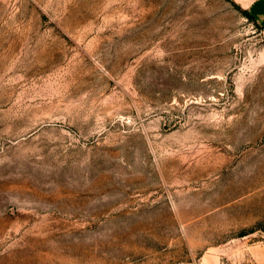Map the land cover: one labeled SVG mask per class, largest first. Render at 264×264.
Returning <instances> with one entry per match:
<instances>
[{
	"label": "rangeland",
	"instance_id": "rangeland-1",
	"mask_svg": "<svg viewBox=\"0 0 264 264\" xmlns=\"http://www.w3.org/2000/svg\"><path fill=\"white\" fill-rule=\"evenodd\" d=\"M234 4L0 0V264H264V36Z\"/></svg>",
	"mask_w": 264,
	"mask_h": 264
},
{
	"label": "crops",
	"instance_id": "crops-1",
	"mask_svg": "<svg viewBox=\"0 0 264 264\" xmlns=\"http://www.w3.org/2000/svg\"><path fill=\"white\" fill-rule=\"evenodd\" d=\"M241 9L246 10L253 22L261 28L264 36V0H234Z\"/></svg>",
	"mask_w": 264,
	"mask_h": 264
},
{
	"label": "trees",
	"instance_id": "trees-1",
	"mask_svg": "<svg viewBox=\"0 0 264 264\" xmlns=\"http://www.w3.org/2000/svg\"><path fill=\"white\" fill-rule=\"evenodd\" d=\"M235 5V4H234ZM237 8H239L240 9V7L239 6H237V5H235ZM241 10V9H240ZM243 13L244 14H246L247 16H249V17H251L252 18V16L251 15H249L246 11H243ZM245 234L244 233H242L240 236H244Z\"/></svg>",
	"mask_w": 264,
	"mask_h": 264
}]
</instances>
